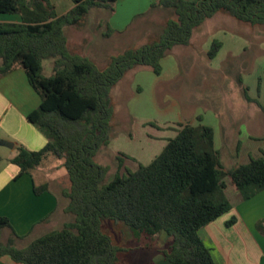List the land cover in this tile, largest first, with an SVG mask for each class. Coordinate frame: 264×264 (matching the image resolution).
<instances>
[{
  "label": "trees",
  "instance_id": "obj_1",
  "mask_svg": "<svg viewBox=\"0 0 264 264\" xmlns=\"http://www.w3.org/2000/svg\"><path fill=\"white\" fill-rule=\"evenodd\" d=\"M72 2L70 11L58 17L49 0H0V14L21 17L18 24L0 23V76L16 67L24 71L40 97L39 107L26 119L46 138L38 151L18 148L11 159L19 169L15 178L49 157L61 161L69 180L65 212L73 217L23 248L15 246L14 238L20 237L13 232V238L0 242V257L8 255L18 264H117L120 249L101 228L109 220L123 223L135 237L165 234L168 245L160 252L172 264H214L198 231L229 211L226 179L244 200L264 190V152L225 170L213 150L212 129L199 125L204 150L198 151L194 128L185 124L149 164L115 174L107 184L108 167L94 157L109 143L110 90L126 72L144 66L160 75L166 53L186 46L193 30L218 12L250 25L264 24V0H158L151 6L171 10L175 19L167 21L156 42L112 57L104 69L68 51L64 28L77 25L92 9L112 11L115 0ZM220 46L212 41L207 57L214 58ZM45 59L53 60L51 77L42 75ZM243 96L250 101L245 90ZM117 162L122 168V159ZM44 190L46 186L34 187L35 194ZM4 228H11L10 223L0 217V233Z\"/></svg>",
  "mask_w": 264,
  "mask_h": 264
},
{
  "label": "crops",
  "instance_id": "obj_2",
  "mask_svg": "<svg viewBox=\"0 0 264 264\" xmlns=\"http://www.w3.org/2000/svg\"><path fill=\"white\" fill-rule=\"evenodd\" d=\"M157 1L115 0L112 11L90 10L77 25L64 28L68 51L89 59L99 68L100 61L109 60L110 62L112 57L126 50L138 49L134 44L137 39L160 37L167 21L175 18L168 16L170 10L151 6ZM49 2L58 17L65 15L74 6L72 0H49ZM20 22L21 17L18 14H0V23L18 24ZM191 37L189 43L182 47L194 48L196 43H193ZM205 50L203 51L206 52ZM165 56L160 61V75L154 73L145 75L149 101L153 103L156 101V94L162 92V89H156L160 80L174 79L178 75V65L166 59ZM128 72L115 85H119L118 92L122 94H125L126 90V81L123 79ZM138 88L137 84L132 87L134 93L137 92L136 95H141L142 92H139ZM39 105L40 97L29 85L21 68L16 67L0 76V217L7 218L11 226L1 231L0 242L6 243L9 238H13L14 232L20 237L14 238L17 248L27 246L48 232L59 230L73 220L71 215L65 212L68 200L64 193L69 189H67L68 176L56 177V173L62 168L61 163L53 162L55 176L41 183L37 181L41 170L39 166L30 173L15 178L19 169L11 162V159L17 154L18 148L38 151L46 143L45 136L26 119L27 115L36 110ZM173 110L174 106L171 104L165 111V117L170 120L159 124L164 129H171L172 126L173 130L171 129L169 134L160 138L162 142L158 153L162 151L169 139L176 136L181 125L198 124L212 129L213 150L218 153L219 159L223 157L231 159L234 156L240 158L233 167L247 164L250 157L262 156L258 148L253 153L248 152V145L243 144V141H248V135L240 136L241 131L238 125L248 124V111L237 112L226 109L206 119L195 114L191 122L182 120L177 115L178 122L174 123L171 122ZM143 137L147 145L135 152L134 159L138 162L136 166L149 164L157 155H153L152 150L155 138L145 131ZM112 141H109L108 146L112 145ZM51 158L49 157L44 163L50 162ZM122 158L124 164V157ZM63 181L66 182L65 185ZM225 182V195L230 204L229 211L201 228L198 235L206 248L210 250L214 264H264V234L258 227L260 221L264 220V190L244 200L229 179ZM43 186H46V190L40 194L34 193V187ZM55 189L59 192L56 193ZM231 219L234 223L227 226L226 223ZM111 224L117 228L120 235L114 241L108 234L112 243L120 249L117 264L123 261L122 258H125L124 264H172L166 261L160 252L168 245L165 234L151 238L144 237L145 242L142 244L133 243L130 238L133 235L130 232L131 235L123 233L124 229L117 222ZM59 225L62 226L58 229L54 228ZM0 264L18 263L14 262L10 256L4 255L0 257Z\"/></svg>",
  "mask_w": 264,
  "mask_h": 264
},
{
  "label": "rangeland",
  "instance_id": "obj_3",
  "mask_svg": "<svg viewBox=\"0 0 264 264\" xmlns=\"http://www.w3.org/2000/svg\"><path fill=\"white\" fill-rule=\"evenodd\" d=\"M168 16L175 18L171 10ZM157 38L141 37L134 44L136 48H140L156 42ZM191 38L193 43H196L194 48L176 46L166 53V59L178 65V75L174 79L160 80L156 89H162V92L156 94L154 103L149 101L145 78L146 74L153 75L149 67L136 66L129 70L123 79L126 81L125 94L118 92L119 85L111 88L113 117L109 141H113L111 146L101 147L94 157L97 164L108 167L104 184L110 182L115 174L122 176L127 171L136 170L138 162L134 159L135 152L147 145L143 137L144 131L155 138L152 146L153 155L159 154L162 142L160 138L169 134L172 129V126L171 129H164L159 124L170 120L165 117V111L171 104L174 106L171 122L174 123L178 122L176 121L177 115L182 120L191 122L195 114L206 119L226 109L237 112L248 111V124L238 125L241 131L240 136L248 135V141H243V144L248 145V152L253 153L257 148L260 152H264V24L250 25L223 12H218L195 28ZM212 41L219 42L222 47L220 46L214 58L209 59L207 51ZM108 62L109 60L100 61L99 68H105ZM41 65L42 75L51 77L53 60L45 59ZM134 84L139 86L138 90L142 92L141 95L134 93L132 89ZM243 90L250 100L248 103L244 99ZM192 127L197 150L203 151L204 144L201 140L199 125ZM122 156L124 164L122 168H118L117 157L123 159ZM239 161L240 158L236 156L231 159L220 158L221 165L227 169L235 166ZM53 162L61 163L51 158L50 162L39 166L41 170L38 174V183L55 176L56 170L54 171ZM58 175L67 176L63 168L56 173V177ZM63 184L65 185L66 182L63 181ZM68 188L69 182L67 181ZM55 192L59 191L55 189ZM260 222L262 224L259 223L258 226L264 224V220ZM111 223L112 221L109 220L103 221L101 228L115 241L120 235ZM117 223L124 229L123 233H131L126 225L121 222ZM60 226L62 225L54 228L58 229ZM130 238L133 243L145 242L143 236L133 235ZM122 259L120 264H124L125 258Z\"/></svg>",
  "mask_w": 264,
  "mask_h": 264
}]
</instances>
